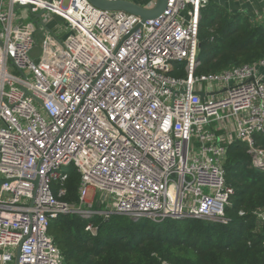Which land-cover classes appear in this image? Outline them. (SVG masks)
I'll list each match as a JSON object with an SVG mask.
<instances>
[{
    "label": "built area",
    "instance_id": "built-area-1",
    "mask_svg": "<svg viewBox=\"0 0 264 264\" xmlns=\"http://www.w3.org/2000/svg\"><path fill=\"white\" fill-rule=\"evenodd\" d=\"M209 2L167 0L142 22L87 0H0V264H65L48 233L63 215L231 223L228 148L245 144L264 170L253 141L264 134V56L195 74ZM28 15L31 26L19 27ZM52 16L63 39L46 27ZM176 66L184 77L170 75ZM70 166L74 203L60 201ZM253 215L264 225V208Z\"/></svg>",
    "mask_w": 264,
    "mask_h": 264
},
{
    "label": "trees",
    "instance_id": "trees-1",
    "mask_svg": "<svg viewBox=\"0 0 264 264\" xmlns=\"http://www.w3.org/2000/svg\"><path fill=\"white\" fill-rule=\"evenodd\" d=\"M201 16L195 74L253 64L264 56V22L252 24L242 12L211 0ZM170 75L184 77L183 66ZM253 141L264 151V134L254 135ZM224 168L226 183L233 189L226 213L231 223L226 226L193 219L155 225L122 216L104 221L63 215L51 223L48 233L65 264H264V225L253 215L264 208V170L252 166L247 146L239 142L228 148ZM79 180L70 166L67 193L60 201L76 202ZM89 223L97 227L94 237L84 230Z\"/></svg>",
    "mask_w": 264,
    "mask_h": 264
},
{
    "label": "water",
    "instance_id": "water-1",
    "mask_svg": "<svg viewBox=\"0 0 264 264\" xmlns=\"http://www.w3.org/2000/svg\"><path fill=\"white\" fill-rule=\"evenodd\" d=\"M87 1L97 9L103 11L125 12L130 15L139 17L142 22L159 17L164 11L167 3V0H156V4L154 8L148 10L143 8L142 6L126 1H116V2H109L106 0H87ZM18 252L19 250H17V254Z\"/></svg>",
    "mask_w": 264,
    "mask_h": 264
},
{
    "label": "rangeland",
    "instance_id": "rangeland-1",
    "mask_svg": "<svg viewBox=\"0 0 264 264\" xmlns=\"http://www.w3.org/2000/svg\"><path fill=\"white\" fill-rule=\"evenodd\" d=\"M146 1L147 0H141V3H144ZM211 1H213L215 3H219L220 5H223V7L227 8L228 10H231L233 8L232 6H229L230 4H228L225 0H211ZM20 14H21L20 10L15 11V16H19ZM251 23L256 25V23L254 21H251ZM31 24H32V18L30 17V15H28V19L25 21H22L21 24L19 25V27L28 28L31 26ZM62 25H63V21L60 18H58L56 16H52V17H50V20H48L46 27H47L48 31L52 32L57 38L63 39L65 37V35L61 31ZM35 40H36L37 46L35 47V49L32 53V57L37 59L39 57L40 51H41V44H42L41 34L38 33L35 36ZM10 72L15 73L12 69H10ZM261 72H264V69H261ZM262 74H264V73H262ZM93 195H94V198L96 200H99L100 197L102 196L99 193H94L92 190H89L87 198L91 199ZM228 210H230V207L227 208L226 213H228Z\"/></svg>",
    "mask_w": 264,
    "mask_h": 264
},
{
    "label": "crops",
    "instance_id": "crops-1",
    "mask_svg": "<svg viewBox=\"0 0 264 264\" xmlns=\"http://www.w3.org/2000/svg\"><path fill=\"white\" fill-rule=\"evenodd\" d=\"M233 8L230 11H240L257 25L264 22V0H225ZM264 73V72H261Z\"/></svg>",
    "mask_w": 264,
    "mask_h": 264
},
{
    "label": "bare ground",
    "instance_id": "bare-ground-1",
    "mask_svg": "<svg viewBox=\"0 0 264 264\" xmlns=\"http://www.w3.org/2000/svg\"><path fill=\"white\" fill-rule=\"evenodd\" d=\"M262 157H264V156L262 154H260L259 158H262Z\"/></svg>",
    "mask_w": 264,
    "mask_h": 264
}]
</instances>
